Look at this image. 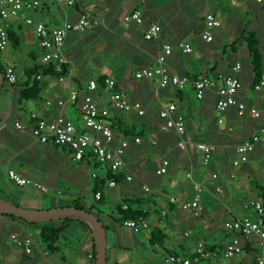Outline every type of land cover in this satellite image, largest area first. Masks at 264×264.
<instances>
[{"label":"crops","instance_id":"1","mask_svg":"<svg viewBox=\"0 0 264 264\" xmlns=\"http://www.w3.org/2000/svg\"><path fill=\"white\" fill-rule=\"evenodd\" d=\"M38 1L39 7L34 10H22L14 17L0 20L10 40L7 49L0 52V62L12 67L17 76V85L4 83L0 87V199L33 210L72 206L76 200L85 208L94 205L81 197L79 187L64 191L59 186L61 178L80 182L87 169L99 167H94L91 160L75 163L67 149L36 142L29 115L35 112L46 120L62 115L80 129V100L63 107L57 102L65 100L70 89L83 95L88 82L93 80L97 88L90 95L98 106L108 107L109 92L104 80L111 79L115 91L141 105L143 115L134 111L112 112L108 118L109 124L112 120L118 124L113 127L112 146L133 137H139L141 143H129L122 156L124 166L117 172L119 181L114 187L104 185L102 196L106 206L100 210L102 215L92 211L105 227L104 264H170L169 255L192 259L199 242L207 249L220 250L234 239L240 241L242 254L191 264H259L258 258L264 262V252L254 235L242 236L223 226L228 220L255 219L257 214L248 204L260 202V191L264 193V141L254 145L245 163L232 165L238 146L256 135L264 123V89L254 90L260 76L253 71L246 42L241 38L245 33L255 35L261 56L260 73L264 75V1L77 0L71 7H60L54 0ZM135 10L141 12L142 24L125 23L122 17ZM85 13L95 17L98 24L90 30L68 33L62 47L65 73L39 74L28 79L29 68L40 67L42 50L33 27L25 20L55 27L75 22ZM207 14L221 21V26L212 30L211 42L201 37ZM150 24L159 25L161 31L158 38L145 40L143 34ZM180 43L189 44L192 52H181L177 48ZM166 45L173 51L165 57L164 66L171 74L186 78L187 83L161 88L157 79H135V71L157 66V57ZM237 64L240 68L234 71ZM225 76H235L240 81L236 99L245 106L242 115L235 107L218 113L216 89L206 90L202 99L195 96L193 80L205 77L218 80ZM62 77L65 80L59 81ZM33 81L38 82L40 89L38 99L21 101L20 84ZM169 103L175 104L176 114L184 119L182 139L187 144L183 149L178 147L180 138L173 130H160L159 112ZM251 109L259 117H252ZM15 122H20L23 128L16 129ZM198 143L214 147L207 165L202 163V154L195 147ZM164 159L168 161L167 171L159 175L156 171ZM100 168L105 170L101 177L91 174L90 192L95 179L104 178L107 173V168ZM9 169L39 188L33 184L15 185L8 179ZM195 184L201 187L198 215L180 208L196 196ZM30 188L39 190L45 198L39 201ZM170 199L176 203L171 204ZM125 200L136 202L134 208L146 213L148 229L135 233L107 216L109 209L124 204ZM49 224L56 227L60 222ZM43 225L0 214V264H95L93 231L87 222H69L56 250H50L39 240ZM11 234L31 237V254L17 246Z\"/></svg>","mask_w":264,"mask_h":264},{"label":"built area","instance_id":"2","mask_svg":"<svg viewBox=\"0 0 264 264\" xmlns=\"http://www.w3.org/2000/svg\"><path fill=\"white\" fill-rule=\"evenodd\" d=\"M262 3L264 0H255ZM60 7H71L77 0H54ZM39 7L38 0H0V20L4 21L7 18L16 16L22 10H34ZM125 23L142 24L143 19L141 12L135 10L125 14L122 17ZM26 24L33 27L35 36L38 40L39 46L42 50L40 56V65L48 67L50 65L56 66V71L61 72L66 59L62 54V47L65 39L70 32H82L93 29L98 21L89 13L82 14L75 22H64L59 26L47 27L43 23H34L31 19L25 20ZM205 30L202 34V39L206 42H211L213 39L212 30L221 26V21L213 14H207L204 18ZM161 28L157 24H150L146 28L143 37L145 40H153L158 38ZM9 34L6 26L0 22V52H3L9 46ZM181 52L189 54L192 49L189 44L180 43L177 47ZM173 48L169 45L163 46L162 54L157 57V66L155 68H142L134 72V78L140 79H157L159 87L163 88L169 85L181 86L187 83V79L171 74L164 66L165 57L170 55ZM240 66L237 64L234 71H238ZM3 80L10 85L17 82V76L12 67L6 66L4 69ZM39 77H37L38 79ZM65 77L59 78V81H64ZM219 82V86L217 83ZM198 99H202L206 90L216 89L218 100L216 102V110L218 113L224 112L229 107H235L239 115L245 111V106L236 99V93L241 87L240 81L235 76H225L220 79L198 78L191 82ZM104 87L109 92L108 107H100L93 100L90 92L97 88L95 81H89L87 91L80 95L77 89H70L65 100H59L57 105L63 107L66 103L71 105L76 104L80 100V116L82 128L77 129L73 122L64 118L62 115L56 116L54 119L46 120L39 117L35 112L29 115V121L32 125V136L34 140L40 144L51 145L55 147L65 148L68 150L71 160L75 163L94 159L97 163L105 166L112 173L118 172L123 166L122 159L124 150L129 143L138 145L141 143L139 137H133L130 141L122 140L117 145H113V132L108 121L112 112L129 113L136 112L139 116L143 115V110L138 102H130L120 92L115 91L114 81L111 79L104 80ZM264 89V75H260L258 81L254 85V90ZM47 105L50 102H46ZM250 115L254 118L259 117V113L251 109ZM159 118L162 120L160 126L161 131L173 130L180 138L178 147L185 148L187 141L182 139L185 133L184 119L182 116L176 114V106L174 103L164 105L160 112ZM220 122V121H219ZM16 129H22L20 122H15ZM264 141V123L259 128L256 135L252 136L248 141L238 146L236 153L237 159L232 162L233 166H238L247 161L248 154L253 150L254 145ZM196 149L202 154V163L207 165L212 157L214 147L210 144L198 143ZM168 167V161L164 159L161 167L156 171L157 174H165ZM8 179L15 185L26 187L33 184L30 179L23 177L15 170L9 169L7 172ZM215 177V176H213ZM126 180H130L129 177ZM109 187H114L115 182L108 183ZM196 196L190 203H182L180 208L184 211H192L193 215H198L201 211L199 206V193L201 187L198 184L194 186ZM42 191L46 192L45 189ZM100 194H95V199H99ZM171 204H175V199H170ZM251 207L257 214L255 219L243 217L225 221L223 226L227 231H234L242 236L254 235L257 238L259 248L264 252V209L260 202H249ZM125 228L138 233L141 230L148 229V223L145 219L126 220L121 223ZM11 240L19 247H21L26 254H31L33 247V240L31 237H19L17 234H11ZM242 245L238 239L228 242L222 249L213 250L207 249L204 243H197L195 246V253L192 259H186L176 255L167 256V261L170 264H191L192 262H199L205 259L223 258L231 259L242 254ZM259 264H264L263 258H258Z\"/></svg>","mask_w":264,"mask_h":264},{"label":"trees","instance_id":"3","mask_svg":"<svg viewBox=\"0 0 264 264\" xmlns=\"http://www.w3.org/2000/svg\"><path fill=\"white\" fill-rule=\"evenodd\" d=\"M241 38L246 42L248 56H249L253 71L256 73L258 77L261 75L260 73L261 56H260V52L258 49V41L255 38V35L253 33H245L241 36ZM5 67L6 65L0 62V69L2 73L4 72ZM65 71L66 70L63 67L61 72H57L53 65H50L46 68L42 67L41 65L40 67L33 66L32 68H29L27 72V76H28L27 78L29 79L34 76L36 77L39 74L57 76V75L64 74ZM4 83L6 82L3 80L1 87L3 86ZM13 85H17V82ZM39 93H40V89H39L37 81H33L31 84L29 82H24L23 84H20L19 99L21 101L37 100L39 97ZM110 124H111L110 128L113 132L114 125L118 126V124H116V120L110 121ZM85 160L87 161L91 160L92 163H94L93 165L94 167L102 166L101 164L97 163L94 159H88L86 157ZM118 174L119 173L117 172L112 173L110 170L107 169V173L105 174L104 178L95 179L94 184L91 188V193L93 194V198L97 206L92 205L90 208H85L79 200L73 201L71 205L78 209H85L89 212L96 211L99 215H102V212L100 210L106 206V203L104 202V199L102 196L104 185L108 184L111 181H114L115 183L119 181L120 176ZM260 190H261V187H260ZM96 193L100 194L99 199H95ZM259 195L260 196H258V199L260 203L262 204V206L264 207V193L260 191ZM123 203L124 204H119L118 206H114V208L109 209L111 212H108L107 216H109L113 220V223H122L126 220L138 221L140 219H146V213L134 208V203L136 202H133L131 200H125ZM15 205L20 206L18 204H15ZM124 205H125V208H123ZM1 215L9 217V218H13V219H18L28 224H41V223L44 224L41 230L39 231V240L42 243L46 244L50 250L57 249L56 245L60 241V239H62L61 234L66 229V226L69 222L74 221V220L81 221L80 219H77V218H65V219H58V220L46 221V222H26L25 220L21 218H17L12 215H6V214H1ZM112 215L115 217H113ZM55 221L60 222V224L57 225L56 227L49 224ZM93 257H95V252H93Z\"/></svg>","mask_w":264,"mask_h":264},{"label":"water","instance_id":"4","mask_svg":"<svg viewBox=\"0 0 264 264\" xmlns=\"http://www.w3.org/2000/svg\"><path fill=\"white\" fill-rule=\"evenodd\" d=\"M3 83V74L0 69V87ZM0 214L12 215L26 222H46L65 218H77L87 222L93 231L95 264L105 263L106 236L103 222L93 212L78 209L72 206L50 209H25L14 203L0 199Z\"/></svg>","mask_w":264,"mask_h":264},{"label":"rangeland","instance_id":"5","mask_svg":"<svg viewBox=\"0 0 264 264\" xmlns=\"http://www.w3.org/2000/svg\"><path fill=\"white\" fill-rule=\"evenodd\" d=\"M77 166H75L76 168ZM105 170L102 169V168H98V169H95V170H89L87 169L85 174L82 176L81 178V181L80 182H77V180H73V181H70V182H66V181H62V178H61V181H60V186L59 188H62L64 191L67 190V189H70V190H73L75 191V188L80 190V195L81 197H83V199L87 202H91L92 204H94L95 206H97L95 200L93 199V196L90 192V187L89 185L91 184L92 182V178H91V174L94 173V174H97L98 176H102L103 172ZM122 187V186H121ZM120 188V187H119ZM30 189H33V188H30ZM118 189V188H117ZM35 190V191H34ZM33 194L36 195L37 194V199L39 201H42V199H44L45 197H43L44 195H41L40 191L39 190H36V189H33ZM101 207V206H99Z\"/></svg>","mask_w":264,"mask_h":264}]
</instances>
